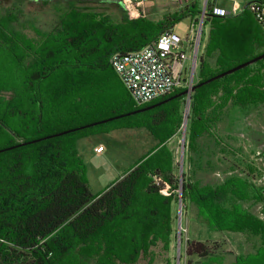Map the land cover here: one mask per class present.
I'll return each instance as SVG.
<instances>
[{
    "label": "trees",
    "instance_id": "trees-1",
    "mask_svg": "<svg viewBox=\"0 0 264 264\" xmlns=\"http://www.w3.org/2000/svg\"><path fill=\"white\" fill-rule=\"evenodd\" d=\"M248 3L225 18L206 14L211 31L198 55V82L264 53V31ZM200 12L195 1L159 22L125 11L114 21L72 3L59 7L53 23L38 27L23 3L0 4V264H174L176 190L199 208L211 230L264 229V220L241 204L263 200L264 187L233 172L218 183L194 178L204 169L198 140L223 120L226 108L249 113L264 105V58L192 92L189 172L182 177L167 141L182 126L186 96L132 112L185 88L138 105L110 64L114 53L141 49ZM121 127H145L158 145L94 194L83 162L81 171L77 141ZM222 249L189 238L187 264Z\"/></svg>",
    "mask_w": 264,
    "mask_h": 264
},
{
    "label": "rangeland",
    "instance_id": "rangeland-1",
    "mask_svg": "<svg viewBox=\"0 0 264 264\" xmlns=\"http://www.w3.org/2000/svg\"><path fill=\"white\" fill-rule=\"evenodd\" d=\"M198 1L199 6H204L205 0H192L186 5H179L173 0H154L140 7L138 15H142L147 19L155 22L162 21L166 16H173L180 13L191 3ZM217 1L221 4L231 6L234 0H209V2ZM242 2V6L252 0H238ZM23 3L27 12L34 17L38 27H44L47 23H53L57 17L59 7L65 9L69 4L82 5L96 11H104L112 17L114 21H120L123 17L124 9L120 0H0L2 6L12 5L14 3ZM22 2V3H21ZM63 9V8H61ZM192 17H184L173 27V30L181 37L191 36ZM211 24L203 25L201 36V44L199 55L204 51L210 36ZM199 65V64H198ZM198 66L195 74V83L197 82ZM182 89L177 88L175 91ZM174 91V92H175ZM183 108V123L185 116L189 118L190 102L188 95ZM189 108V110H188ZM228 106L224 113V118L220 121L209 134L198 140L200 146V155L203 159V167H211L214 171L211 176L206 175L207 172L198 170L194 178H199L203 183H218L225 179L227 175L238 173L242 176H247L253 181L252 176L257 178L254 182L258 187H264V105L254 111L246 113L242 108ZM187 112V114H186ZM179 128L175 139L172 140L170 146L175 150L177 157L176 174L181 177V156L184 150L183 170L189 172V162L187 159L186 145L188 141L186 126V136L183 140L184 126ZM150 134L151 132L145 128ZM133 136V137H132ZM129 137V143H121L113 138L100 139L81 138L77 141L76 149L78 158L86 169V174L91 181V192L97 194L107 185L112 183L120 174L124 173L126 168H130L134 162L142 156L146 144L138 145L140 141L139 135L134 134ZM152 136V134H151ZM153 137V136H152ZM135 143L133 149L132 143ZM152 142V141H151ZM150 142V144H151ZM93 143V144H92ZM148 144V146L150 145ZM103 146L104 152L97 150V146ZM121 164V165H120ZM194 167V166H193ZM120 172V173H119ZM116 174V175H115ZM191 174V173H190ZM208 176V177H207ZM264 190V189H263ZM264 193V191H262ZM181 192L176 190L175 199L173 202V220L175 227L176 238L172 244L170 256L174 264L187 262L185 256L186 241L189 238L209 241L212 245H220L229 253H237L235 264H264V229L251 234L248 230L231 231L228 229L222 231L211 230L207 226L205 216L201 214L197 206L191 205L188 201L180 203ZM254 190V194H256ZM242 208L252 212L264 220V194L263 200L257 201L254 198L243 200ZM182 206L181 218L179 217V206ZM181 221V238L178 237V225ZM180 239V240H179ZM186 261V262H185ZM213 263V261H211ZM154 264H165L163 259H158Z\"/></svg>",
    "mask_w": 264,
    "mask_h": 264
},
{
    "label": "built area",
    "instance_id": "built-area-1",
    "mask_svg": "<svg viewBox=\"0 0 264 264\" xmlns=\"http://www.w3.org/2000/svg\"><path fill=\"white\" fill-rule=\"evenodd\" d=\"M120 1L125 12L138 15L140 7L154 0ZM173 1L183 6L192 0ZM248 7L264 31V0L250 1ZM240 9L241 6L235 4L230 9L219 4L209 6L208 0H205L198 18L192 19L191 36L183 38L173 29L164 30L154 41L141 49L114 53L110 64L138 105L150 103L177 88L191 89L195 84L200 34L206 14L211 10L214 15L225 18L235 15ZM188 100H191L189 95ZM103 149V146L97 148L100 152ZM164 193L168 194L167 190H164Z\"/></svg>",
    "mask_w": 264,
    "mask_h": 264
},
{
    "label": "crops",
    "instance_id": "crops-1",
    "mask_svg": "<svg viewBox=\"0 0 264 264\" xmlns=\"http://www.w3.org/2000/svg\"><path fill=\"white\" fill-rule=\"evenodd\" d=\"M253 1V0H252ZM250 2V1H249ZM214 4H219L221 6H224L228 9L232 8V6L235 4V5H240L242 6V2L238 1V0H234L231 4V6H228V5H224V4H221L217 1H214ZM137 128H141V127H121V128H115V129H111L109 131H106V132H98L96 134H93L91 136H87V137H84V138H87V140H91L93 138H97V139H100V137H104V138H113L114 140H117L121 143H126V140L127 139V143H129V137L134 135V134H138L139 135V139H141L140 141L137 142L138 145H142V143H145L147 146L146 148H144V152L142 154V156H140L138 158L137 161H139L142 157H144L145 155H147L148 153L152 152L158 145V140L153 136H151V134L146 131L145 129H137ZM133 137V136H132ZM176 136H173L171 137L168 141H167V145L173 150V148L170 146L171 142L173 139H175ZM83 139V138H82ZM152 141V142H151ZM151 142V144H150ZM93 144V143H92ZM148 144H150L148 146ZM101 146V145H99ZM99 146L95 147V148H98ZM132 147L134 149L135 147V143L133 142L132 143ZM104 148V147H103ZM105 151V148L103 149V151L101 152H104ZM174 155H175V150H174ZM176 158V161H177V157L175 156ZM136 161V162H137ZM134 162L133 165L136 163ZM121 165V164H120ZM132 165V166H133ZM131 166V167H132ZM130 167V168H131ZM129 168V169H130ZM211 167H206L203 171L207 172L206 175L208 176H211L214 174V171L210 170ZM126 170H128V168H126ZM124 170V172L126 171ZM120 173V172H119ZM116 175V174H115ZM123 174H120L119 177H121ZM207 176V177H208ZM118 177V178H119ZM117 179V178H116ZM252 179L253 181L255 182L256 181V177L252 176ZM89 180V185L91 187V181H90V178H88ZM115 181V180H114ZM211 183V182H209ZM172 249V248H171ZM186 256V254H185ZM237 256V253L235 252L234 254L233 253H229L227 252L226 250L222 249V250H217L215 251V253H213L211 256L209 257H206V258H197L195 260V263L194 264H235V261L236 259H234L235 257ZM187 258V257H186ZM211 261H213V263H211ZM186 262V261H185ZM184 264H187L184 263Z\"/></svg>",
    "mask_w": 264,
    "mask_h": 264
},
{
    "label": "water",
    "instance_id": "water-1",
    "mask_svg": "<svg viewBox=\"0 0 264 264\" xmlns=\"http://www.w3.org/2000/svg\"><path fill=\"white\" fill-rule=\"evenodd\" d=\"M264 58V53H261V54H259V55H257V56H255V57H253V58H251V59H249V60H247V61H245V62H243V63H241V64H239V65H237V66H235V67H232V68H230V69H228V70H226V71H223V72H221V73H219V74H217V75H215V76H213V77H211V78H209V79H207V80H205V81H202V82H196L193 86H192V88L191 89H186V90H184L183 92H181V93H179V94H177V95H175V96H173V97H170V98H168V99H164V100H162V101H160V102H158V103H155V104H153V105H150V106H147V107H144V108H142V109H139V110H137V111H133L132 113H135V112H138V111H144V110H147V109H151V108H153V107H155V106H158V105H161V104H163V103H165V102H167V101H169V100H171L172 98H174V97H177V96H183V95H189V96H191V94H192V92L197 88V87H200L201 85H203V84H207V83H209V82H212V81H214V80H216V79H220V78H222V77H225V76H227V75H229V74H231V73H233V72H235V71H237V70H239V69H241V68H244V67H246V66H248V65H250V64H253V63H256L257 61H259V60H261V59H263ZM189 107H190V105H189ZM188 110H189V108H188ZM127 114H131V113H127ZM186 114H187V112H186ZM123 115H119V116H116V117H111V118H109V119H105V120H103V121H100V122H95V123H92V124H90V126H93V125H96L97 123H104V122H108V121H111V120H113V119H116V118H119V117H122ZM187 121H188V116L186 115L185 116V119H184V123H183V126H184V130H183V140H185V136H186V126H187ZM87 126H89V125H87ZM77 128H74V129H70V130H66V131H63V132H59V133H56V134H54V135H51V136H56V135H61V134H64V133H67V132H69V131H74V130H76ZM37 140H40V139H35V140H32V141H28L27 143H32V142H36ZM23 144H26V142L25 143H23ZM10 148V147H9ZM3 150H5V149H0V151H3ZM180 163V165H181V177H182V174H183V164H184V150L182 151V156H181V161L179 162ZM180 203L182 202V194L180 193ZM181 213H182V206L180 205L179 206V217L181 218ZM181 221H179V225H178V237L179 238H181ZM180 240V239H179ZM178 264H180V259L178 258Z\"/></svg>",
    "mask_w": 264,
    "mask_h": 264
}]
</instances>
